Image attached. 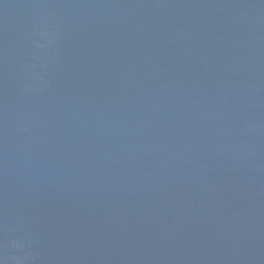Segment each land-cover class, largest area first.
Returning a JSON list of instances; mask_svg holds the SVG:
<instances>
[{
	"label": "water",
	"instance_id": "95a60500",
	"mask_svg": "<svg viewBox=\"0 0 264 264\" xmlns=\"http://www.w3.org/2000/svg\"><path fill=\"white\" fill-rule=\"evenodd\" d=\"M0 264H264V0H0Z\"/></svg>",
	"mask_w": 264,
	"mask_h": 264
}]
</instances>
